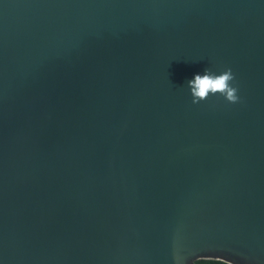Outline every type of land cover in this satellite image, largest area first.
Here are the masks:
<instances>
[{
  "label": "water",
  "instance_id": "obj_1",
  "mask_svg": "<svg viewBox=\"0 0 264 264\" xmlns=\"http://www.w3.org/2000/svg\"><path fill=\"white\" fill-rule=\"evenodd\" d=\"M198 258L264 264V0H0V264Z\"/></svg>",
  "mask_w": 264,
  "mask_h": 264
},
{
  "label": "clouds",
  "instance_id": "obj_2",
  "mask_svg": "<svg viewBox=\"0 0 264 264\" xmlns=\"http://www.w3.org/2000/svg\"><path fill=\"white\" fill-rule=\"evenodd\" d=\"M234 80L231 68L225 69L218 75L208 68L203 74H195L194 78L187 82L191 90L192 103L198 104L206 100L209 95L216 94L223 96L229 103H237L239 101L238 88L233 86ZM203 259H215L219 261V264H233L232 261L223 258H198L193 264Z\"/></svg>",
  "mask_w": 264,
  "mask_h": 264
},
{
  "label": "trees",
  "instance_id": "obj_3",
  "mask_svg": "<svg viewBox=\"0 0 264 264\" xmlns=\"http://www.w3.org/2000/svg\"><path fill=\"white\" fill-rule=\"evenodd\" d=\"M197 264H219V261L215 259H203L197 262Z\"/></svg>",
  "mask_w": 264,
  "mask_h": 264
}]
</instances>
